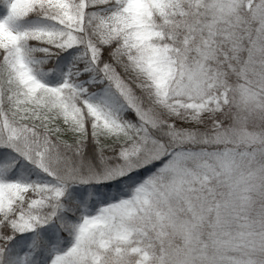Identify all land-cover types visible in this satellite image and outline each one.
<instances>
[{
	"label": "snow or ice",
	"instance_id": "1",
	"mask_svg": "<svg viewBox=\"0 0 264 264\" xmlns=\"http://www.w3.org/2000/svg\"><path fill=\"white\" fill-rule=\"evenodd\" d=\"M0 264H264V0H0Z\"/></svg>",
	"mask_w": 264,
	"mask_h": 264
}]
</instances>
